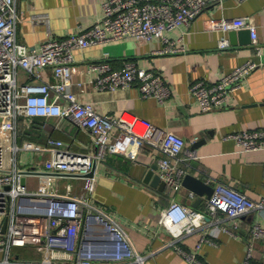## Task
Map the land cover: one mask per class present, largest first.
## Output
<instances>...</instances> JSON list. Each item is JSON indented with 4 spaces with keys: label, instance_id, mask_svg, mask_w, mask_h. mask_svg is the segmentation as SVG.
<instances>
[{
    "label": "built area",
    "instance_id": "built-area-1",
    "mask_svg": "<svg viewBox=\"0 0 264 264\" xmlns=\"http://www.w3.org/2000/svg\"><path fill=\"white\" fill-rule=\"evenodd\" d=\"M221 2L222 0H218ZM242 1V0H239ZM209 0H106L103 15L89 27L63 37H47L38 50L28 48L16 39V29L21 15L15 0H0V250L5 256L0 264H38L20 262L9 258L13 246L33 245L43 253V263L60 258L69 264H143L145 255L138 253L124 230L95 203L90 201L97 174L93 166L108 155H128L132 148L148 146L162 156L158 158L160 178L169 192L182 187L187 170L179 165L191 159L192 153L181 157L185 141L175 133L160 129L128 112L118 115L98 114L90 103L80 102L73 86L84 90L86 84L98 90H114L136 85L140 96L154 98L163 103L171 93L169 84L160 73L140 67L128 60L120 68H113L104 59L88 64L97 76L89 81H73L71 66L76 49L104 45L127 37L146 43L153 38L162 41L159 53H176L183 50L181 36L169 39L165 31L188 26L206 7ZM205 28L215 31L247 29L258 60H247L225 73L213 84L202 80L189 85L201 111L222 108L229 92L239 89L246 76L264 65V50L257 41L256 27L249 15L231 18L210 17ZM230 46L228 38L217 40V48ZM51 71V80L44 76ZM36 117L69 119L86 130L92 137V151H74L62 140L48 137L42 146H19L10 142L19 120L26 126ZM15 135V134H14ZM226 138L235 141L243 151L264 150V128L240 130ZM37 151L48 156L39 164H25L19 159L22 152ZM24 163V164H23ZM44 171V173H40ZM41 174L36 190L26 189L22 178ZM65 175L82 180L81 191L61 190L58 177ZM212 194L206 199L203 211L172 199L160 211L159 224L172 237V245L188 264H204L196 253L180 246V241L196 229L209 224L207 217L219 220L218 215L229 218L264 211V198L253 200L242 192L222 182L210 181ZM193 197L194 193L189 192ZM179 205L192 216L187 228L178 234L165 226L166 214ZM198 217V218H197ZM6 227L3 230V222ZM236 227L237 224L235 223ZM215 228L229 231L223 226ZM230 232V231H229ZM250 237L262 242L264 258V226L258 223L249 228ZM210 239L203 235L200 243ZM253 243L247 247L241 264L251 261Z\"/></svg>",
    "mask_w": 264,
    "mask_h": 264
},
{
    "label": "crops",
    "instance_id": "crops-1",
    "mask_svg": "<svg viewBox=\"0 0 264 264\" xmlns=\"http://www.w3.org/2000/svg\"><path fill=\"white\" fill-rule=\"evenodd\" d=\"M104 1L15 0L21 15L16 39L28 48L38 50L47 37L75 33L100 19ZM240 15L250 16L256 27L258 44L264 50V0H209L188 26L165 31L169 39L182 37L183 50L180 52L159 53L163 44L157 38L142 43L127 37L100 46L76 49L71 72L73 81L93 80L98 73L88 70V64L103 60L104 53H107V62L113 68H120L124 62L133 60L140 67L160 73L171 88L163 103L154 98L141 97L136 85L98 90L86 84L82 91L75 86L73 90L80 102L90 103L100 115H118L125 111L175 133L185 141L181 157H186L188 152L194 156L179 162L188 174L211 186L210 181L225 183L253 200H260L264 198V150L243 151L226 136L240 130L264 128V65L251 71L239 89L228 93L222 108L203 112L188 92L189 85L195 81L213 84L245 61L259 59L254 53L250 35L248 42H241V36L237 34L228 48L218 49L217 40L220 37L230 41L229 31L207 30L204 25L210 17ZM44 76L51 80L50 69L45 71ZM24 126L21 120L17 122L15 135L10 134V142L38 147L44 145L48 137H54L74 151H92L94 148L91 135L69 119L36 117ZM47 156L43 152L28 151L21 152L18 157L25 164H39ZM161 156L148 146L134 147L128 155H108L94 166L97 182L90 201L107 212L124 230L135 250L145 255L143 264H188L172 245L171 235L159 224L160 211L172 199L203 211L207 198L206 194L189 196L191 190L184 186L176 192H169L166 186L160 189L150 182L145 183L144 177L149 170H153V175H159L157 160ZM40 180L41 174L26 175V189L36 190ZM57 181L62 191L65 188L73 193L81 191L80 178L63 175ZM218 218L207 217L209 224L185 236L180 246L196 253L204 264H241L248 244L252 242L251 261L264 264L262 242L252 241L249 234L252 224L264 226V211H253L237 218L220 213ZM216 224L230 232L215 228ZM203 235L210 242L200 243ZM7 255L11 260L38 264L71 262L57 253L62 257L43 263V253L33 245L13 246ZM4 256L5 252L0 250V260Z\"/></svg>",
    "mask_w": 264,
    "mask_h": 264
},
{
    "label": "water",
    "instance_id": "water-1",
    "mask_svg": "<svg viewBox=\"0 0 264 264\" xmlns=\"http://www.w3.org/2000/svg\"><path fill=\"white\" fill-rule=\"evenodd\" d=\"M237 34L241 36V42H248L249 31L247 29L229 31L230 42H233ZM94 166H93V170H94ZM21 182L24 184V177L22 178ZM144 182L145 183L150 182L152 186H159L160 189L165 186V183L160 179V176L158 174L153 175L152 169L146 173L144 177ZM182 186L191 190L193 193L199 195L206 194V198H208L213 191V187L211 185L206 184L203 180L188 173H186L183 176ZM5 227H6V220H4L3 222V230L5 229Z\"/></svg>",
    "mask_w": 264,
    "mask_h": 264
},
{
    "label": "clouds",
    "instance_id": "clouds-1",
    "mask_svg": "<svg viewBox=\"0 0 264 264\" xmlns=\"http://www.w3.org/2000/svg\"><path fill=\"white\" fill-rule=\"evenodd\" d=\"M191 220L192 216L188 214L186 209L181 208L179 205H174L166 214L165 226L175 230L178 234L180 231L187 228Z\"/></svg>",
    "mask_w": 264,
    "mask_h": 264
},
{
    "label": "trees",
    "instance_id": "trees-1",
    "mask_svg": "<svg viewBox=\"0 0 264 264\" xmlns=\"http://www.w3.org/2000/svg\"><path fill=\"white\" fill-rule=\"evenodd\" d=\"M25 127V126H24ZM25 129V128H24Z\"/></svg>",
    "mask_w": 264,
    "mask_h": 264
}]
</instances>
